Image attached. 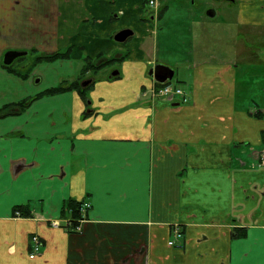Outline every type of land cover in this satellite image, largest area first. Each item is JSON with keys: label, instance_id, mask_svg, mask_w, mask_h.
I'll use <instances>...</instances> for the list:
<instances>
[{"label": "crops", "instance_id": "1", "mask_svg": "<svg viewBox=\"0 0 264 264\" xmlns=\"http://www.w3.org/2000/svg\"><path fill=\"white\" fill-rule=\"evenodd\" d=\"M148 1L0 0V264H264V53L249 68L240 44L207 55V19L228 30L216 11ZM236 15L260 43L264 0ZM158 63L188 103L152 99ZM77 81L85 100L40 95ZM70 200L90 203L81 232Z\"/></svg>", "mask_w": 264, "mask_h": 264}, {"label": "rangeland", "instance_id": "2", "mask_svg": "<svg viewBox=\"0 0 264 264\" xmlns=\"http://www.w3.org/2000/svg\"><path fill=\"white\" fill-rule=\"evenodd\" d=\"M167 1L168 0H165L164 3L166 4ZM239 1H240V3L242 2V0H239ZM205 2L209 3V5L211 4L212 7L214 8V10L218 14L217 18L215 20H213V23L223 22L225 26L226 25L228 26V30L225 32L222 29H219V28L217 29L215 24H209L211 22V20L207 19V25L205 27H208V29H210V30L206 31V33L203 34V38H204L203 43L207 45V49H206L207 55H210L209 46H212L214 48L217 47V50L213 55L220 56L222 54V52L228 46V45H225V42L227 41V42H229V44L233 43V44H240L241 45L243 52H244V55L242 54L240 59L242 60V63H245L246 68L258 66L257 60L252 58V57H254L252 55V51H253V49L257 50V48H258L259 49L258 52L264 53V38H261L260 43H259L258 42L259 40L250 39L249 35L246 32L238 29V27L236 25V22H237L236 13L238 10V5L236 3H232L228 0H223V1L205 0ZM201 10L204 11V13H206V11H207L206 5H202ZM155 14H157V16H158V12ZM232 48L234 50H236V47H232ZM229 50H230V47H229ZM22 59H25V58H22ZM19 60H21V58L17 59L16 61H19ZM23 61L24 60H22L18 63H15L14 65L18 66ZM89 68L92 69V66L90 65ZM178 79L183 80L185 78L183 75H180V77H178L176 75L175 78H173L172 84H176ZM11 110H12V112L14 111V109H11ZM260 162H261V158L259 156V166L261 167Z\"/></svg>", "mask_w": 264, "mask_h": 264}, {"label": "built area", "instance_id": "3", "mask_svg": "<svg viewBox=\"0 0 264 264\" xmlns=\"http://www.w3.org/2000/svg\"><path fill=\"white\" fill-rule=\"evenodd\" d=\"M149 7H155L158 2L157 0H149ZM151 97L154 101L168 102V103H178L186 104L189 102V94L186 89L181 85L172 84L171 82H166L163 84L155 83V85L150 90ZM261 167H264V149L260 152ZM90 207L89 202H85L80 207L81 218L74 220L77 225L75 226L76 232H81L82 224L85 222V211ZM21 213L17 212V215ZM53 227H59L58 222L52 223ZM184 238L183 228L180 225H176L173 228L172 239L169 241L170 246H176L182 242ZM43 250V241L42 238L38 235H35L31 239V253L30 258H35L40 255Z\"/></svg>", "mask_w": 264, "mask_h": 264}, {"label": "trees", "instance_id": "4", "mask_svg": "<svg viewBox=\"0 0 264 264\" xmlns=\"http://www.w3.org/2000/svg\"><path fill=\"white\" fill-rule=\"evenodd\" d=\"M62 57H68V54L67 55L54 54V55H51V56H41V57L37 58V62L46 61V60L51 61V60L62 58ZM90 65L93 66L92 63H89L88 66H90ZM92 69L94 70L93 67H92ZM10 70H12V69L10 68ZM80 87H81V85L79 84V81H77L75 83L68 84L66 86H60L58 88H52V89H50V90H48L45 93L40 94V95H42V96L44 94H46V95L47 94L54 95V94L60 93V92L65 91V90H72L74 88V89L78 90V92H79L80 96L82 97V99L85 100L86 99V94H87V92H88L90 87L89 88H85V89H82ZM17 105L22 107L23 105H25V103H19ZM9 107H12V106H9ZM263 138H264V134H263ZM80 207H81V202H78V201H75V200H70L69 205H68V211L71 212L72 217H73V221H71L72 223H71V227H70V232H73V233L75 232V226L77 225V223L74 220L81 218ZM22 209H20V211ZM23 210H22V212H20L22 215L24 214L25 216H30V212L28 210H24V212H23Z\"/></svg>", "mask_w": 264, "mask_h": 264}, {"label": "water", "instance_id": "5", "mask_svg": "<svg viewBox=\"0 0 264 264\" xmlns=\"http://www.w3.org/2000/svg\"><path fill=\"white\" fill-rule=\"evenodd\" d=\"M214 11V10H213ZM210 16H213L215 14V11L213 13H208ZM132 34L131 30H123L120 33H118L115 36V40L118 42H123ZM21 53L16 51H9L4 56L3 62L5 66H11L12 63L15 61V59L20 56ZM118 73H114V75H117ZM149 75L151 77H154V79L158 83H165L167 81H171L174 78V70H172L170 67L163 65V64H156L149 72ZM90 81H86L82 83V88H86L87 85H89Z\"/></svg>", "mask_w": 264, "mask_h": 264}, {"label": "flooded vegetation", "instance_id": "6", "mask_svg": "<svg viewBox=\"0 0 264 264\" xmlns=\"http://www.w3.org/2000/svg\"><path fill=\"white\" fill-rule=\"evenodd\" d=\"M216 1H223V0H216ZM228 1L232 3H236L237 5L240 2L239 0H228ZM190 2L191 4H194L196 7H202V5H206L207 13H213L215 11L212 5L211 4L209 5V3L205 2V0H191Z\"/></svg>", "mask_w": 264, "mask_h": 264}]
</instances>
